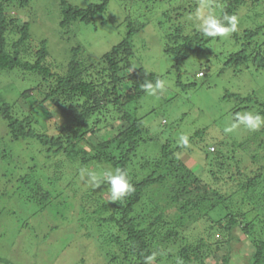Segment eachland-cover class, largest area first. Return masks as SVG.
I'll return each mask as SVG.
<instances>
[{"label":"trees","instance_id":"1","mask_svg":"<svg viewBox=\"0 0 264 264\" xmlns=\"http://www.w3.org/2000/svg\"><path fill=\"white\" fill-rule=\"evenodd\" d=\"M8 1L16 0H0V76L4 74L10 78L0 89L1 159L8 160L12 149L19 148L23 143L31 145L32 142L37 154L42 155V168H50L55 173V176L48 178L47 185L34 181L31 174L22 177L20 181L31 192L26 200L34 205L44 204L45 208L53 200L75 199L77 179H83L69 169L76 162L92 164L97 170H114L119 167L128 171L135 190L124 198V204L118 209L104 216L103 212L108 204L105 199L95 194L96 188L90 184L82 196L85 199L82 204L83 216L90 218L94 215L100 223H115L118 228L109 238L106 239L105 235L102 237V242L109 247V264H144V258L153 253L157 254L164 243L178 245L177 250L167 253V257L175 261L172 264H177L178 261L180 264H208L205 258L217 250L220 251L223 246H226V251L219 264H231L230 241L237 228L244 232L255 247L249 264H264V127L250 133L243 142L232 145L233 153L225 152L224 147H229V144L223 142L215 150L207 149L206 158L202 162L203 168L199 171L202 174L196 172L182 158L184 153L195 149L191 146L185 148L180 144L175 145L171 138L161 143L158 153L150 152V156L142 154L146 151L143 147L146 146L149 150L154 142L143 119L137 115L138 106L146 93L141 85L146 81L155 84L159 77L138 61L132 39L134 34L150 22L157 11V5L163 0H121L132 3L131 9L124 15L127 33L119 43L103 54V67H94V71H90L85 59L80 56L81 44L67 52L65 66L59 67V64L53 67L46 63L50 56L49 40L42 38L39 46L33 49L31 23L25 22L21 27L16 25L15 20L10 19L7 13ZM19 1L21 5H27L36 0ZM109 1L99 0L81 7L68 0H58L59 19L56 32L62 38H68L76 23L94 24L97 28L96 17L107 11ZM258 3V0H222L220 15H237V10L242 6L253 9ZM133 4H137L135 9ZM193 4L196 5V0ZM193 4L179 3L174 10H166V6L164 11L159 12L162 14L159 24L167 25L164 36L165 51L173 56V69L179 75L191 53L206 52L208 44L219 38H204L197 29L189 34L183 33L185 14L195 7ZM173 14H177L178 20L173 19ZM176 22L178 23L174 24ZM263 28L264 24L261 23L233 33L235 39L243 38L245 42L241 50L228 56L226 63L235 66L247 63L252 57L249 53L252 40L259 36ZM242 33L244 36L240 35ZM253 62L258 63L259 68H264V52L259 49ZM136 63L138 67L131 69ZM128 83H131L130 89L121 94V88ZM25 85L33 86L32 90L39 96L34 98L33 91L27 90ZM181 85L190 88L193 84H182L178 78V86ZM13 92L16 99L24 95L33 100L32 107L37 108L36 113L39 115L49 103L58 108L67 121L57 127L54 134L38 130L34 114L30 112L20 117L21 113L16 112L17 100L12 96ZM231 95L243 104L236 113L257 105L256 112L264 116V102L256 96L243 97L236 93ZM36 97L40 99L38 106H34ZM130 105H133L132 111ZM120 123L126 126L118 135H114V128ZM202 132H195L192 138ZM238 151H245L247 155L238 157L235 155ZM36 157L38 156L32 157L34 161H37ZM242 161L249 163L242 165ZM37 165L35 163L32 170L35 171ZM234 165L237 167V176L232 173L231 176L236 177L237 187L245 195L240 202L233 200L236 191L224 192L212 183L213 177L218 179L215 167L224 169ZM85 180L88 182L87 178ZM6 193L7 189L2 190L0 198L6 196ZM144 197L148 200H155L157 197L158 200L165 201L161 211L158 200L155 201L158 213L146 224L144 215L136 211L143 204ZM88 200L95 206L92 211L85 204ZM118 202H113V206H117ZM248 202L254 205L253 208L259 209L258 218L248 219L249 211L244 206ZM4 210L5 208H0V218ZM169 210H176L177 213L170 217ZM212 211L217 213V217L210 215ZM120 212L121 216H118L117 213ZM198 221L209 224L207 238L201 232L193 238L187 234L186 226L192 222L197 224ZM167 225L169 228L162 231L163 226ZM216 231L226 233V239L211 241ZM156 260L155 258L151 264H159Z\"/></svg>","mask_w":264,"mask_h":264},{"label":"rangeland","instance_id":"2","mask_svg":"<svg viewBox=\"0 0 264 264\" xmlns=\"http://www.w3.org/2000/svg\"><path fill=\"white\" fill-rule=\"evenodd\" d=\"M57 1L36 0L29 2L27 5H21L19 0L15 2L8 1L7 13L10 19H14L16 25L20 27L25 22L31 23V47L33 49L39 46L42 38L49 40L50 56L46 59V63L53 67L59 64V67L65 66L68 60L67 52L77 44H81L80 56L85 59V64L90 67V71H94V67L100 69L103 67L101 59L103 54L119 43L127 33L124 15L131 9L132 3L110 0L107 11L96 17L97 28L94 27V24L76 23L68 38H62L56 32L59 19ZM68 1L81 7L99 2V0ZM221 1L208 0L212 10L218 15L222 12ZM258 1L259 3L253 6V9L242 6L237 10V16L240 19V32L261 23L264 24V0ZM184 2L193 4L195 0H163L159 2L156 8L157 11L151 17L150 22L133 36L132 41L138 61L147 70L157 73L159 79L173 82L172 86L166 87L165 91L158 92L156 95H149L146 92L141 99V104L138 106L137 115L143 119L144 125L152 135L150 136L154 142L153 145H150L149 150L144 146L143 148L146 151L144 150L145 153L143 151L142 154L147 156H150V152L156 154L160 150L161 143H165L168 138H171L176 145L179 144L180 135H188L190 146L195 150L184 153L182 158L196 172H199L203 168L202 162L206 158L207 149L213 150V147L217 149V145L223 142L229 144V147H224L225 152L233 153L231 152L233 151L231 146L243 142L250 133L254 132L243 125H240L232 133H225L224 128L235 122L236 110L243 106L242 102L231 94L236 93L243 97L256 96L264 102V68H259L258 63L253 62V58L259 49L262 53L264 52V28L259 36L252 40L249 47V53L252 57L247 63L240 66L226 63L228 56L241 50L245 42L243 38L240 40L235 39L232 34L227 38H218L211 41L206 52L191 53L179 75L173 69V56L165 51L164 36L167 25L161 26L159 21L162 18L160 13L164 11L166 6V10H174L179 3ZM133 5L135 9L137 4ZM193 5L195 7L190 8V11L185 14V20L183 19L184 34L192 33L196 29V23L190 17L201 5V0H196V5ZM205 11L207 10L205 9ZM148 12L151 11L148 9ZM176 15L173 14V19L178 20ZM104 20L106 22L102 23ZM240 35L244 36L243 33ZM132 58L136 59L134 56ZM137 67L138 64L136 63L131 69ZM200 71H204L205 76H199ZM178 78H180L182 84L192 83V87L178 86ZM0 80L1 89L10 81V78L3 74L0 76ZM25 87H28L27 90L33 88L29 85H25ZM130 87L131 83L125 84L120 93L125 94ZM32 95L35 98L37 92L33 91ZM12 96L16 97L14 92ZM15 100H17L15 110L21 113L20 117H24L30 112V114L36 116L34 120L37 121L35 125H37L38 130H45V132L54 134L57 127L67 121L66 116L49 103L39 115L36 113L37 108L32 107L33 100H29L24 95L18 96ZM37 100L34 101V106L40 104V99L37 98ZM133 105H130L131 111L134 109ZM257 109L258 106L253 105L248 109H242L240 113L249 110L256 112ZM49 122L51 123L50 126ZM125 126L120 123L119 126L115 127L114 131L116 133L114 135H118ZM1 130L2 127H0ZM200 130L203 131L201 135L192 138L195 132ZM30 144L23 143L19 148L12 149V154L8 160H2V154H0V195L2 190L7 189L6 196L0 198V208H5L4 214L0 218V264H109L110 261L107 255L109 247L105 245L104 241L102 242V237L105 235L106 239L109 238L117 232L118 228L115 223H100L98 217H94V215L90 218L87 215L83 216L82 204L85 199L83 200L82 196L89 184L85 180L87 178L86 170L101 172L110 168L97 170L92 164L83 165L81 161L76 162L73 167L70 165L69 169L72 170L74 175L85 178L84 180L76 178L78 185L76 186V193H74L75 199L53 200L47 205L48 207L43 208L44 204L37 203L38 205H34L26 200L31 192L28 187H24L20 179L27 174H31L34 181L47 185L48 178L55 176V173L50 168H42V155L37 154L34 150V143L31 142ZM235 155L245 157L247 154L245 151H238ZM33 156H38L35 159L37 161H34ZM35 163L38 165L34 171L32 168H34ZM241 163L242 165H248L249 162L242 161ZM39 165H41L40 168H38ZM215 171L218 173V179L213 177V186L224 192L236 191L233 200L240 202L245 195L238 189L236 177L231 176V173L236 175L237 167L235 165L224 169L215 167ZM199 173L202 174V172ZM94 192L98 197L105 199L108 204L103 212L104 216L110 215L124 204L118 202L117 207L113 206V202H109L110 187L107 184L102 183ZM71 195L73 196L72 193ZM158 199L156 197L155 200H148L144 197L143 204L137 208V213L144 215L145 224L150 222L158 213L155 206V201ZM248 203L244 205L249 211L247 214L248 219L258 218L259 209L253 208L254 205ZM85 204L90 211L95 208L90 200ZM157 204H159L161 211L165 206V201L158 200ZM168 212L167 214L170 217L177 213L176 210H169ZM88 213L90 214V212ZM117 214L121 216V212ZM210 215L217 217L215 211L210 212ZM208 225L204 221H198L197 224L194 222L189 223L186 226L187 234L193 238L201 232L207 238ZM167 226H163L162 231L168 229L169 226ZM225 237H227L226 233L216 231L212 239H208L214 242L216 239H226ZM166 244L164 243L161 250L156 254V261L159 264H172V261H174V259L167 257V253L177 250L178 245L174 243L171 245ZM230 244L231 264H249L250 257L255 252V247L240 228L235 230ZM222 248L220 251L217 250L206 257V262L208 264L221 263L226 246Z\"/></svg>","mask_w":264,"mask_h":264},{"label":"clouds","instance_id":"3","mask_svg":"<svg viewBox=\"0 0 264 264\" xmlns=\"http://www.w3.org/2000/svg\"><path fill=\"white\" fill-rule=\"evenodd\" d=\"M205 9L207 11H205ZM196 23L197 31L204 38H227L233 33L239 31L240 19L235 14L223 13L218 15L212 10L208 0H201V5L195 10L190 17ZM199 76H205L204 71L198 73ZM173 82L157 79L155 84L150 81H146L141 87L149 94L156 95L158 92H163L166 87L172 86ZM235 122L225 126V133H232L240 125L251 131L259 130L264 127V116L259 112L244 111L243 113H236L234 116ZM178 143L182 147H190L188 135H180ZM215 150V147L212 148ZM86 176L90 186L98 188L102 183L107 184L110 187V201H119L124 203V198L134 192V186L129 178L128 171L122 168H115L114 170H104L101 172L95 170H86ZM156 258V253L146 256L144 258V264H151ZM180 264V261L177 262Z\"/></svg>","mask_w":264,"mask_h":264}]
</instances>
